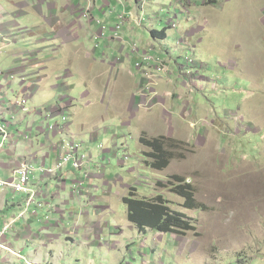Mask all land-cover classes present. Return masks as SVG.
Here are the masks:
<instances>
[{"label":"rangeland","instance_id":"rangeland-1","mask_svg":"<svg viewBox=\"0 0 264 264\" xmlns=\"http://www.w3.org/2000/svg\"><path fill=\"white\" fill-rule=\"evenodd\" d=\"M172 3L180 15L167 19L163 15L171 11ZM138 8L154 14L156 19L149 23L168 29L170 36L162 43L157 39L164 38L157 33L154 44L143 48L147 50L131 49L137 56L134 69L144 80L133 94L141 122L135 128L138 139L124 130L119 134L127 135L122 155H137L135 174L121 173L123 179L128 177V185L121 180L122 194L99 212L113 218L98 223L95 229H105L102 232L86 234L84 246L95 253L88 254L90 258L76 256L73 264H264V0H139ZM91 10L86 6L85 11ZM172 18L176 29L169 26ZM127 19L125 14L124 28ZM127 31L123 30V39ZM131 39L130 44L139 43ZM147 74L150 84H145ZM115 80L114 75L107 78L104 91L119 88L122 82ZM161 83H168L163 87L167 100ZM141 138L148 143L166 140L164 147L173 151V157L165 168L150 167L155 148L141 143ZM63 139L68 138L59 141ZM98 149L105 152V141ZM122 160L126 163L129 157ZM180 179L193 187L197 207L176 194ZM129 196L138 200L163 196L171 210L192 220L195 229L184 234L141 232L124 203ZM19 215L0 229L1 254L13 250L7 234L16 230ZM111 228L121 237L111 238ZM15 252L11 257L18 260Z\"/></svg>","mask_w":264,"mask_h":264},{"label":"crops","instance_id":"crops-1","mask_svg":"<svg viewBox=\"0 0 264 264\" xmlns=\"http://www.w3.org/2000/svg\"><path fill=\"white\" fill-rule=\"evenodd\" d=\"M87 4L91 19L85 17ZM138 6L139 0H0V221L7 218L3 225L0 222V229L8 219L22 214L16 230L7 234L14 251L0 253V264H73L76 256L90 258L88 254L95 253L91 246H84L86 234L105 230L95 228L112 216L99 212L122 194L121 180L128 185V177L123 179L121 173L135 174L137 155H122L126 148L121 147L126 134L138 139L135 128L141 122L133 94L144 80L134 69L137 56L131 53L130 39L147 50L143 48L154 44L157 33L164 38L157 39L162 43L170 36L168 29L158 30L149 23L156 19L154 14ZM173 6L163 17L180 15L181 10ZM122 13L128 16L124 28L128 31L119 41L111 30ZM97 20L108 24L106 36H101ZM175 64L178 67L180 59ZM112 75L115 84L119 79L122 83L116 90L104 91V82ZM167 85H159L166 100L163 87ZM59 109L68 114L69 122L50 132L49 124L62 125ZM119 130L127 133L119 134ZM84 136H89L86 141L78 139ZM63 137L83 144L93 160L90 168L69 166L57 176L42 174L41 167L55 165V146ZM101 141H105V152L98 149ZM22 163L34 168L29 192L14 193L1 182L12 180ZM112 175L114 180H108ZM73 225H78L76 231ZM110 235L121 237L113 228ZM15 251L18 260L11 257Z\"/></svg>","mask_w":264,"mask_h":264},{"label":"trees","instance_id":"trees-1","mask_svg":"<svg viewBox=\"0 0 264 264\" xmlns=\"http://www.w3.org/2000/svg\"><path fill=\"white\" fill-rule=\"evenodd\" d=\"M151 144L155 148V152L150 155L154 159V163L150 167L163 169L173 157V151L166 149L164 144L166 140L158 139L153 143H148L145 138H141V143ZM150 145V146H151ZM178 179V178H177ZM175 192L177 195L185 199L186 204L190 207H197L194 198V189L186 180H178ZM124 203L129 210L131 220L138 225L141 232L151 229L155 232L172 234H184L195 229L192 220L183 213L171 210L163 196L148 198L147 200L134 199L133 196L126 197Z\"/></svg>","mask_w":264,"mask_h":264},{"label":"built area","instance_id":"built-area-1","mask_svg":"<svg viewBox=\"0 0 264 264\" xmlns=\"http://www.w3.org/2000/svg\"><path fill=\"white\" fill-rule=\"evenodd\" d=\"M89 12V11H87ZM85 17L91 18L90 14H85ZM97 23L102 26V33L101 36H106L107 32L109 31V27L104 24L101 20H97ZM124 23H125V13H122L120 15V21L119 23L112 29L113 36H115L116 39L122 40V32L124 30ZM170 26L173 29H176L178 27V24L176 21L172 20L170 23ZM99 38H101L99 36ZM98 38V39H99ZM130 49H133L134 52L137 51V49L140 50V44H132L130 45ZM135 54V53H134ZM157 70L160 72L161 69L157 68ZM147 70H143V75L146 77ZM157 72V71H154ZM148 77V74H147ZM145 84H150V78L148 77L145 81ZM141 94L143 97H146V94L144 92V87L141 86ZM149 88V86H147ZM148 99V98H147ZM141 106V105H140ZM146 107V106H144ZM60 110L62 125L56 124H49L48 128L50 132H55L59 130L60 128H64V126L69 122V116L68 114ZM51 116H53L52 113H48V119H51ZM55 123V122H53ZM5 128V127H4ZM4 130V129H3ZM56 154L58 155V159L53 167H41L40 172L44 175L48 176H57L62 170L67 168V166H71L72 168L76 170H81L86 166V168H90L92 163V157L84 151L83 144L77 140H74V138H68L63 139L59 142H57L55 146ZM34 172V168L30 163H24L23 165L19 166L14 171V178L10 181L1 182L3 186L10 187L14 190V193H27L29 192L28 185L31 181V176ZM78 186H82V182L78 183Z\"/></svg>","mask_w":264,"mask_h":264},{"label":"bare ground","instance_id":"bare-ground-1","mask_svg":"<svg viewBox=\"0 0 264 264\" xmlns=\"http://www.w3.org/2000/svg\"><path fill=\"white\" fill-rule=\"evenodd\" d=\"M90 16H92V14L89 12ZM178 24V23H177ZM172 28V27H171ZM189 60V59H188Z\"/></svg>","mask_w":264,"mask_h":264}]
</instances>
